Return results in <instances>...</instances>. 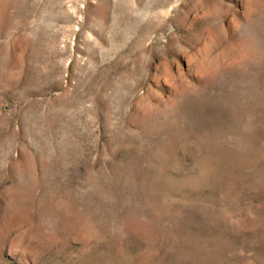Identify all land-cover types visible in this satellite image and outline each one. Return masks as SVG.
Listing matches in <instances>:
<instances>
[{
  "label": "rangeland",
  "instance_id": "obj_1",
  "mask_svg": "<svg viewBox=\"0 0 264 264\" xmlns=\"http://www.w3.org/2000/svg\"><path fill=\"white\" fill-rule=\"evenodd\" d=\"M0 264H264V0H0Z\"/></svg>",
  "mask_w": 264,
  "mask_h": 264
}]
</instances>
